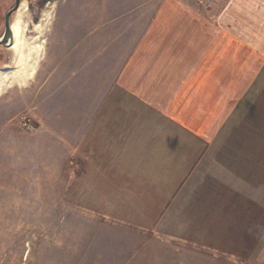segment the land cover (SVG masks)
Returning a JSON list of instances; mask_svg holds the SVG:
<instances>
[{"label":"rangeland","instance_id":"1","mask_svg":"<svg viewBox=\"0 0 264 264\" xmlns=\"http://www.w3.org/2000/svg\"><path fill=\"white\" fill-rule=\"evenodd\" d=\"M157 1H48L51 18L47 36L38 39L42 56L33 79L0 94V264H264V120L258 110L250 119L247 96L234 100L233 75L209 73L208 83L181 71L169 53L155 56ZM105 19L106 29L95 26ZM190 121L210 131L201 145L208 148L191 163L190 140L179 137ZM149 131L160 137L156 146ZM174 132L175 152L167 148ZM149 145L160 153L120 154L123 146L140 152ZM169 161L173 180L197 170L201 181L188 178L170 203L161 196L165 206L156 217L138 220L144 227L119 210L135 207L142 195L147 205L159 189L172 192L163 178L144 189L137 177L116 176L123 187L129 178V202L96 199L91 163L111 174L124 167L136 174L148 166L160 172ZM205 179L215 185L206 187ZM196 186L197 195H209L198 203L206 207L226 190L224 216L220 208L208 219L181 212L195 204ZM249 190L261 200L255 210L245 197Z\"/></svg>","mask_w":264,"mask_h":264},{"label":"crops","instance_id":"2","mask_svg":"<svg viewBox=\"0 0 264 264\" xmlns=\"http://www.w3.org/2000/svg\"><path fill=\"white\" fill-rule=\"evenodd\" d=\"M153 8L155 10V16L151 20V25H154L153 35L155 39L152 40V51L156 53V57L159 58V56H165L164 54L169 53L171 57L178 60V67L184 69L181 70L178 68V72L181 70L184 73H190L191 75L200 74L202 79H205L208 83L210 81V79L207 78L209 73L233 75L232 89L235 91L233 95L234 100L236 101L238 95L247 96V106L249 107V116L251 120L255 118L254 116H257V110L259 117L261 114H264V105L263 107H260L262 103L264 104V0H202V2H198L197 0H159L153 3ZM110 25L111 24H109L106 19L104 21H100L99 24H95V26H99V29L101 30L103 26L106 29ZM146 32L147 31H144V34H146ZM94 35H98L97 32L94 33ZM165 61L166 64H168L167 59H165ZM124 72L125 70H123L122 73ZM219 80L223 83L222 78H219ZM190 83L193 82L190 81ZM141 88L142 87H140V89ZM123 89L128 91L134 90V88H129L128 86H125ZM219 103L222 106L221 110H224L225 100H220ZM256 105L257 108L255 107ZM259 108H261L262 111ZM194 115L197 114L194 113ZM170 117L173 120L177 119L176 122H187L185 119H180L179 116L175 119L172 115H170ZM259 117L257 118L264 120V115L260 118ZM215 118L219 121L220 114L219 117L215 115ZM202 120L203 119L201 118L200 121ZM239 121H241V119ZM191 122L192 121H190V124H187L189 127H183L181 130L183 131L181 133L182 135L179 136L187 140V142L190 140V149L185 152L187 155H190V163L198 154H202L204 149L208 148L207 146L202 147L201 145L204 141H209L208 138L210 136V131L206 128L203 129V126L200 128L197 124L194 125V123ZM149 132V136L146 138L152 139L151 144L153 145L154 140L159 139L160 137L154 131ZM176 137L177 135L174 132L170 137L174 142L171 146L167 145V148L173 152H175V150L179 147L176 146L175 143ZM125 145L128 146V143ZM234 149L236 150L234 153H240V147H234ZM141 150L142 151L140 152L136 150H129L123 146L120 154H136L137 156L143 153L158 154L160 153L161 148H158L155 153L153 151L154 148L151 145L141 147ZM225 150L228 149L225 148ZM129 151H131L130 154H128ZM251 152L252 151H250V153ZM206 153H209V151L207 150ZM135 158L137 157H134V159ZM208 158L209 157H205V164L209 166V163H212V160ZM180 161L182 160L180 159ZM91 164L92 167L90 168L93 170L92 176L94 177V181L92 179L90 181L92 186L98 187V191L96 190V196L99 197L96 199L99 201H113L114 203L129 202L128 198L124 197L129 193L128 189H126L128 188L129 178L127 177L124 179V181L126 180L127 182L123 187V182L120 183L123 178L120 179L116 176L121 177L129 175L134 178L137 177V184L144 186V189L145 187H155V185H161L162 178L163 180H166L164 182L165 185L171 187L173 185L175 186L173 191L170 193H167V191L165 193L162 191L163 193H161L160 189L157 190L160 192V195L154 197L151 201L148 200L149 202L147 205L145 204V197L142 195L137 197V199H133V202L136 203L135 207H122L123 210H119L122 212L121 215H123L121 217H127L128 219L135 218V222L138 224L137 226L143 227L145 224L138 220L153 216L156 217L158 212L164 208V204L161 206V196L164 197V202L169 201L170 203V201L172 202L177 196L174 190L176 189L177 191L179 186L180 189L183 182H185L188 178H190V181L194 183L199 180L201 181L198 177L199 171L196 173L197 170L195 172H191V177H188V175L186 176L185 173L177 174L176 180H173L175 179L173 178V172L176 171V167L175 165L171 166L170 161L165 164L167 168H162L160 172L157 168L151 169L148 166L147 168H141L142 171L137 172L136 174L133 172L130 173L127 167H124L123 174H111L107 171V167L101 169L98 168L99 165H97V163ZM207 168L208 167H204V169ZM187 169H189V167H183V172ZM92 176H89V178ZM179 177H181V180L177 181ZM237 178L238 177H234V180ZM213 179H218L217 182H220L221 185H225L223 178L220 179L222 181H219V178L217 177H213ZM246 181L244 184H248V186L253 185L249 183L248 180ZM204 185L209 187L215 184L205 179ZM197 186L195 187V192H192L191 201L195 203L191 205L192 209L190 210V207L181 212L188 211L191 213H198L201 217H207L208 219V217L215 216H210L209 213H211V211L212 213L215 212L217 214V212L221 209L220 214L224 216L221 212L226 211V193H224L226 190L223 189L222 195H224V197L222 196L219 200L217 199V205H212V202L209 203L210 205H208V207H206V205L202 206L198 203H203V201L208 202L209 195L207 192L197 195ZM168 191H171V189ZM248 194H246L245 197H249L248 200L250 203L252 202L254 204L253 209L255 210L257 201L261 200L258 198L255 199V197L252 196V190H249ZM102 195H104V198L101 197ZM109 196L111 198H109ZM214 197L215 196L212 198ZM177 200L178 203H180V199H176V201ZM184 200L186 202L190 201V199L186 200L185 198ZM198 200H200V202H197ZM220 201H222V203ZM232 201L234 203L238 202L236 197H233ZM178 206L182 210L183 208L185 209L182 205ZM247 207L248 210L251 211L252 206L249 205ZM217 208L220 209L216 210ZM154 210L155 213H152ZM173 214L176 215L175 212ZM113 216L120 217L117 215ZM195 216L198 215L195 214Z\"/></svg>","mask_w":264,"mask_h":264},{"label":"bare ground","instance_id":"3","mask_svg":"<svg viewBox=\"0 0 264 264\" xmlns=\"http://www.w3.org/2000/svg\"><path fill=\"white\" fill-rule=\"evenodd\" d=\"M25 5L18 11L11 29L13 41L9 47V67L0 69V94L11 86H26L33 79L42 56V41L36 37H26L27 21L24 20ZM44 24L36 26L37 33L42 27H47L50 21V12H46Z\"/></svg>","mask_w":264,"mask_h":264},{"label":"flooded vegetation","instance_id":"4","mask_svg":"<svg viewBox=\"0 0 264 264\" xmlns=\"http://www.w3.org/2000/svg\"><path fill=\"white\" fill-rule=\"evenodd\" d=\"M48 1L0 0V69L9 67L10 53H8V50L13 41L11 25L23 5H25L24 20L27 21L26 37L39 39L43 34H46L45 37L47 36L46 27L41 33H37L36 26L40 23L44 24L46 21ZM6 61L8 62L6 63Z\"/></svg>","mask_w":264,"mask_h":264}]
</instances>
